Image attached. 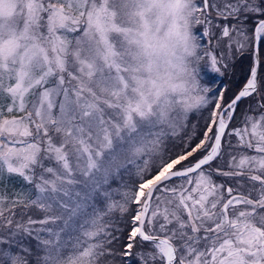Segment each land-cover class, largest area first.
<instances>
[{"label":"snow or ice","instance_id":"1","mask_svg":"<svg viewBox=\"0 0 264 264\" xmlns=\"http://www.w3.org/2000/svg\"><path fill=\"white\" fill-rule=\"evenodd\" d=\"M262 52L264 0H0V264H264Z\"/></svg>","mask_w":264,"mask_h":264},{"label":"rangeland","instance_id":"2","mask_svg":"<svg viewBox=\"0 0 264 264\" xmlns=\"http://www.w3.org/2000/svg\"><path fill=\"white\" fill-rule=\"evenodd\" d=\"M214 54H217L219 56V50H217ZM264 59V58H263ZM218 67H221V69H224V64L221 63V64H218ZM202 68H204L206 71H208L210 74L212 75H218L216 74L215 72H213L210 68V62L208 61H205V62H201L200 64V70H199V78L201 80V85L202 86H207V87H210L208 86L207 84H205L203 81L204 79L202 78L203 77V74H202ZM212 88V87H210ZM227 94H229L227 92ZM243 107H244V104L243 102L241 103L240 105V114H238V116L236 117V119H234L231 127H236L237 124L240 122L241 120V113L243 111ZM16 113H13V115H15ZM5 116H8V113L5 112ZM238 118V119H237ZM198 120V115H197V112L196 111H193L191 113H189V118H188V124H189V127L191 126V124L193 123H196ZM166 144L168 146H170L171 144V139L169 141L166 142ZM250 154H254V153H250ZM129 168V171H131L132 173H134L135 169L129 165L128 166ZM121 178L120 180H113L110 187L111 188H119L121 192L123 191H127L132 185H133V182L135 181V176L134 174L130 175L128 171H125V170H122L121 171V174H120ZM131 179H134V180H131ZM222 178L220 177H217V180H220ZM21 187V184L20 183H16V182H10L7 189H6V194L9 196V197H12L14 192L17 191L18 189H20ZM121 195L119 193H113V197L112 199L115 200V201H120L121 200ZM101 207H103V205H101ZM136 208V205H131L130 206V211L129 213L125 214L123 216V218L121 219V215L119 213V211H116L115 213H113V219L117 222V224L119 225L120 228H122L123 230H126V229H131V217H132V210H134ZM129 233V232H128ZM114 247L116 248V245H114ZM120 251V250H118ZM133 252L136 251V249L134 248L132 250ZM127 259H130L127 258ZM117 262H118V259H117Z\"/></svg>","mask_w":264,"mask_h":264},{"label":"trees","instance_id":"3","mask_svg":"<svg viewBox=\"0 0 264 264\" xmlns=\"http://www.w3.org/2000/svg\"><path fill=\"white\" fill-rule=\"evenodd\" d=\"M264 52L261 53V64L264 65ZM235 67H229L223 76L220 75H212L208 71H206L204 68H202V74L204 83L208 86L212 87L213 89H227V97L233 96V94L237 93L246 82L245 76H246V66L247 61L241 62L239 58L235 60ZM224 70V69H222ZM134 180V179H131ZM17 212H19V209H16ZM129 229L123 230V233L121 234L120 243L116 244L117 251L123 250V245L127 243V240L125 239L128 235ZM118 261L120 260V257H117Z\"/></svg>","mask_w":264,"mask_h":264},{"label":"flooded vegetation","instance_id":"4","mask_svg":"<svg viewBox=\"0 0 264 264\" xmlns=\"http://www.w3.org/2000/svg\"><path fill=\"white\" fill-rule=\"evenodd\" d=\"M238 114H240V107L237 109V112H236V117L238 116ZM235 117V119H236ZM238 119V118H237ZM231 127V126H230Z\"/></svg>","mask_w":264,"mask_h":264},{"label":"clouds","instance_id":"5","mask_svg":"<svg viewBox=\"0 0 264 264\" xmlns=\"http://www.w3.org/2000/svg\"><path fill=\"white\" fill-rule=\"evenodd\" d=\"M178 79H186V77L180 76L178 77Z\"/></svg>","mask_w":264,"mask_h":264},{"label":"water","instance_id":"6","mask_svg":"<svg viewBox=\"0 0 264 264\" xmlns=\"http://www.w3.org/2000/svg\"><path fill=\"white\" fill-rule=\"evenodd\" d=\"M241 89H242V88H241ZM241 89H240V90H241Z\"/></svg>","mask_w":264,"mask_h":264}]
</instances>
